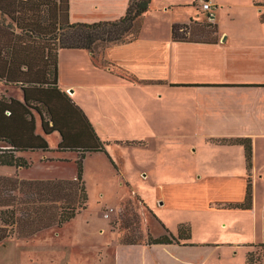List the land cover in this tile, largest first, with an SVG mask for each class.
I'll return each mask as SVG.
<instances>
[{
	"label": "crops",
	"instance_id": "crops-1",
	"mask_svg": "<svg viewBox=\"0 0 264 264\" xmlns=\"http://www.w3.org/2000/svg\"><path fill=\"white\" fill-rule=\"evenodd\" d=\"M210 1L215 9L209 19L217 25V43L174 41L173 24L182 22L166 19L165 15L177 5L152 0L136 40L108 45L99 59L85 49L58 52L59 87L84 111L109 155L87 153L84 168L91 158H103L120 183L132 187L133 179L147 183L164 177L154 171L150 175L151 167L142 164L130 179L125 163L127 158L130 164L137 162L138 151L145 148L151 153L181 157L177 164L180 171L171 177L173 182L164 201L159 198L158 214L151 208L150 212L163 226L154 237L165 235L168 229L179 238L180 225L189 223L191 239L158 245H148V238L136 244L119 243L117 264H207L203 257L208 252L212 253L210 264H250L249 254L258 257L255 253L264 252V10L252 3L254 17L246 19V10L233 4L232 25L223 28L218 20V1ZM129 2L70 0V21H116L125 16ZM101 60L128 76L105 68ZM0 95L23 100L24 93L18 86H8L0 89ZM37 133L49 142L58 132L45 135L38 119ZM58 135L56 149L49 143L50 151L17 153L31 163L30 167L0 166V175L40 179L22 173L35 166L32 154L38 152H42L41 163L46 159L57 162L55 151L74 153L67 159L76 164L79 153L58 151ZM236 138L252 141L251 175L243 145L216 142ZM171 139L183 147H168ZM249 176L253 207L226 208L245 201ZM165 204H171L173 214L178 216H158ZM189 211L196 214L189 216ZM261 260L264 264V254Z\"/></svg>",
	"mask_w": 264,
	"mask_h": 264
},
{
	"label": "trees",
	"instance_id": "trees-1",
	"mask_svg": "<svg viewBox=\"0 0 264 264\" xmlns=\"http://www.w3.org/2000/svg\"><path fill=\"white\" fill-rule=\"evenodd\" d=\"M151 2L130 0L125 16L116 21L72 23L70 0H0V81L18 86L24 93L23 100L0 95V166L28 168L31 163L17 153L50 151L48 140L37 133L38 119L45 135L54 132L61 135L58 151L79 153L75 178L22 179L16 175H0V244L11 237L29 239L52 227H62L87 209L85 156L92 152L108 153L84 111L59 87L58 52L60 49H85L98 59L108 45L136 40ZM206 13L207 17L212 16L210 12ZM261 20L264 21V14ZM194 23L196 27L192 25ZM217 32L213 21L199 23L191 18L189 23L173 24L172 39L217 43ZM47 34L56 36L48 40ZM101 63L114 73L128 76L105 60ZM129 79L138 81L135 76H129ZM216 142L243 145L251 175V139ZM252 207L253 186L249 176L245 201L228 204L226 208L248 210ZM166 230L165 235L157 238L149 232L147 244L179 243V239L192 237L189 223L180 225L179 238ZM141 242L125 240L121 243ZM247 261L257 264L252 254L248 255Z\"/></svg>",
	"mask_w": 264,
	"mask_h": 264
},
{
	"label": "rangeland",
	"instance_id": "rangeland-1",
	"mask_svg": "<svg viewBox=\"0 0 264 264\" xmlns=\"http://www.w3.org/2000/svg\"><path fill=\"white\" fill-rule=\"evenodd\" d=\"M166 1L177 5L165 15L166 19L182 23H189L191 18L201 20L198 21L199 23L213 21L207 17L208 13L202 10L197 0ZM216 1L220 6L218 20L223 28H229L232 25L233 17L230 16V7L233 4L238 3L242 11L246 10V19L254 17L252 3L260 11L264 10V0ZM213 10L212 4L211 10L208 11L212 13ZM192 25L196 27L195 23ZM55 36L47 34L45 37L51 40ZM42 41H44L43 37ZM97 52H100V49ZM8 86L12 85L0 84V89L6 90ZM58 140L57 133L51 136L49 143L56 149ZM182 145L175 139H171L168 147L179 149L183 147ZM54 154L59 156L57 162L52 159V163H49V159H46L45 163H41L39 158L42 152L33 153L36 164L31 169H23V175L27 178L55 179L72 178V175L77 174L75 161L70 162L67 159L75 156L74 153L55 151ZM180 160L181 157L175 153L163 155L151 153L145 148L138 151L137 162L130 164L127 158L125 163L126 173L130 179H133L132 175L142 164H145L144 167H151L150 175L154 171V173L158 172L160 177H164L157 181L152 178L147 183L133 179L135 184L128 187L120 183L119 177L113 175V170L107 168L108 165L103 158H91L84 172L89 196L87 209L62 227H52L29 239L11 237L3 241L0 244V264H117L119 243L125 240L143 241L144 238H148L149 232L155 236L154 233L163 231V226L152 215L150 208L158 214L159 198L162 197L161 201H164V195L170 187L168 185L173 182L172 176L180 171V166H177ZM189 162L195 163L194 159ZM259 203L261 205V200ZM187 214L191 216L196 213L189 211ZM160 215L171 218L178 216L173 214L171 204H165L158 216ZM255 254L260 259V262L257 261L258 257L255 256L256 263L261 264L263 250ZM203 258L206 259L207 264H210L212 253H206Z\"/></svg>",
	"mask_w": 264,
	"mask_h": 264
},
{
	"label": "built area",
	"instance_id": "built-area-1",
	"mask_svg": "<svg viewBox=\"0 0 264 264\" xmlns=\"http://www.w3.org/2000/svg\"><path fill=\"white\" fill-rule=\"evenodd\" d=\"M197 2L201 6L202 10H211L212 3L209 0H197Z\"/></svg>",
	"mask_w": 264,
	"mask_h": 264
}]
</instances>
